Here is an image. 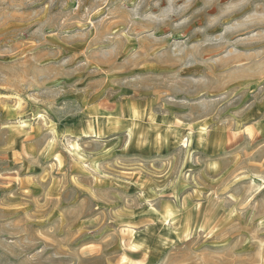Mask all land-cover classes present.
Here are the masks:
<instances>
[{"label":"rangeland","instance_id":"obj_1","mask_svg":"<svg viewBox=\"0 0 264 264\" xmlns=\"http://www.w3.org/2000/svg\"><path fill=\"white\" fill-rule=\"evenodd\" d=\"M0 264H264V0H0Z\"/></svg>","mask_w":264,"mask_h":264}]
</instances>
